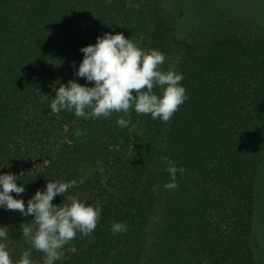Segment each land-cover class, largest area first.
Wrapping results in <instances>:
<instances>
[{"label":"rangeland","instance_id":"1","mask_svg":"<svg viewBox=\"0 0 264 264\" xmlns=\"http://www.w3.org/2000/svg\"><path fill=\"white\" fill-rule=\"evenodd\" d=\"M74 5L77 12L69 17L71 23L79 34L88 29L92 36L70 51L46 47L39 52L36 61L29 63L21 70L23 73L12 80L13 122L21 120L23 128L14 130L0 125V137H3L0 173H14L17 183L21 176L29 179L31 183L27 188L32 192L29 198L51 179H76L77 186L66 195H77L101 207L96 230L88 236L77 233L76 238L60 250L61 260L97 255L98 264H112L113 259H117L115 264H223L222 256L237 252L234 240L238 231L235 225L228 226L226 211L221 209V202L232 205L231 192L221 174L219 160L206 153L210 140L196 144L197 156L188 163L176 162L178 167L186 169L183 174L177 173V188L164 187L170 180L165 170L166 177L159 192L163 197L155 202L150 216L131 230L132 235L126 231L113 235L110 230L113 218L126 223L128 228L133 204V188L129 186L128 177L131 173L146 176V161L135 160V157L140 158L151 148L156 151L160 148V130L165 122L153 120L150 115L138 116L134 108L127 115L113 113L107 119H84L66 110L54 114L49 105L56 94L54 87L69 79L94 85L75 76L83 59L80 49L96 43L97 36L106 32H122L141 48L161 50L166 57L161 69L173 68L178 72L185 60L187 44L198 37L214 46V50L211 47L214 57L199 54L201 63L197 66L206 68L205 62L210 67L215 65L218 74L212 77L216 83L226 88L256 83L250 74L262 55L258 45H264V0H75ZM85 6L88 7L86 12L82 10ZM57 15L49 19L57 20L61 26L69 24L64 17L70 14ZM104 18L107 20L100 26ZM50 20H47L49 26L53 24ZM78 23L85 30L78 31L81 29ZM261 75L264 76L263 71ZM4 76L0 67V87H3ZM258 79L263 81L260 76ZM154 91L159 92V89ZM244 97L251 104L252 100L247 95ZM210 98H214L213 94ZM120 116L130 117L128 127L117 126ZM78 129L85 134L76 136ZM202 129L200 124V131ZM259 166L255 205L251 206L252 241L248 249V253L251 251L254 255V264H264V157ZM81 178L84 179L82 184L79 183ZM23 199L27 205L28 199ZM64 199L63 195H57L53 203L60 205ZM229 217L232 218L230 213ZM202 218L204 221H199ZM32 219L18 211L0 208V226L9 231L5 243L13 261L31 247L22 236L20 225ZM108 250L109 258L100 256ZM30 259L32 264H44V253L32 248Z\"/></svg>","mask_w":264,"mask_h":264},{"label":"trees","instance_id":"2","mask_svg":"<svg viewBox=\"0 0 264 264\" xmlns=\"http://www.w3.org/2000/svg\"><path fill=\"white\" fill-rule=\"evenodd\" d=\"M74 2L75 0H0V67L5 72L4 84L0 87V125L14 130L23 128L21 120L13 122L15 112L11 104L15 91L10 89V84L23 73L21 70L38 59L40 51L46 50V47L70 51L80 45L82 40L91 38L92 34L88 29L79 34L74 23H71L72 19H69L73 17L72 13L77 12ZM87 9L86 6L82 8L84 12ZM58 13L70 14L64 17L69 24L61 26L57 20L49 19L57 17ZM47 20L53 24L49 26ZM105 20L107 18L99 22V25L102 26ZM80 27L78 31L85 30L81 24ZM201 40L203 39L197 37L189 41L185 60L180 64V71L184 75L182 84L186 88L188 99L179 106L171 120L164 123L165 127L161 128L160 148L157 151L151 148L140 158L135 157V160L146 161L147 172L145 177H141L140 173H131L128 177L129 186L133 188V204L126 232L132 235L131 230L150 216L155 202L163 197L159 193L166 177L163 157H170L180 165L188 163L197 156L196 144L210 140L206 153L212 159L219 160L221 174L227 180V189L231 192L232 205L221 202V209L226 211L228 226L235 225L234 229L238 231L234 240L237 252H230L225 258L222 256L221 260L224 261L223 264H254V255L251 251L248 253V249L253 232L251 206L255 205L259 164L264 157V76L261 75L262 71L264 74V45H258L262 55L250 74V78L260 84L229 87L232 89L230 90L214 81L212 76L218 74L215 65L210 67L205 62L203 65L206 68L197 66L201 63L199 54L206 53L207 57H214V46ZM208 49L210 50L206 52ZM176 53L178 56V49ZM259 76L262 82L259 81ZM211 94L214 98H210ZM245 95L252 100L251 104L245 101ZM200 124L203 125L202 131ZM0 141H3V137H0ZM2 153L0 149V162L3 161ZM30 183L24 176L19 178L18 184L25 186V192L21 195L26 200L32 194L27 188ZM199 221L203 222L204 218ZM113 222L121 220L113 218L111 224ZM236 246H233V250ZM109 253L110 250L100 256L107 255L109 258ZM94 256L97 255L68 261L59 259L55 264H98V259ZM116 261L117 259H113L111 262L115 264Z\"/></svg>","mask_w":264,"mask_h":264},{"label":"clouds","instance_id":"3","mask_svg":"<svg viewBox=\"0 0 264 264\" xmlns=\"http://www.w3.org/2000/svg\"><path fill=\"white\" fill-rule=\"evenodd\" d=\"M80 51L83 59L75 76L94 82V85L69 79L58 88L54 87L56 94L49 105L50 112L54 114L66 110L78 118L107 119L113 113L127 115L134 108L138 116L150 115L153 120L166 123L188 99L182 84L183 73L173 68L167 71L161 69L165 54L156 48H141L122 32L99 35L96 43L83 46ZM156 88L159 92L154 91ZM130 122V117L125 119L123 116L116 120L120 128L128 127ZM74 134L80 136L85 133L78 129ZM162 162L170 176L164 187L169 190L177 188V173L183 174L186 169L178 167L167 156ZM17 180L14 173H0V208L33 217L30 222L20 225L22 236L31 247L13 261L5 243L9 239V231L0 226V264H32V248L44 253V264H55L60 259V250L75 239L77 233L88 236L96 230L101 207L77 195H66L69 189L77 186L76 179L49 180L44 188L38 189L28 199L27 205L21 195L25 186L18 184ZM79 183H84V179L81 178ZM57 195L65 197L60 205L53 203ZM65 200L68 202L65 203ZM110 230L116 235L127 231V225L113 222Z\"/></svg>","mask_w":264,"mask_h":264}]
</instances>
